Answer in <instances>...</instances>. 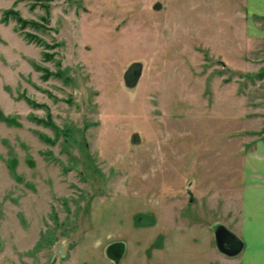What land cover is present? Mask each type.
I'll return each mask as SVG.
<instances>
[{
  "label": "rangeland",
  "instance_id": "rangeland-1",
  "mask_svg": "<svg viewBox=\"0 0 264 264\" xmlns=\"http://www.w3.org/2000/svg\"><path fill=\"white\" fill-rule=\"evenodd\" d=\"M213 7L0 0V264L236 263L215 236L264 141V110L238 100L264 63L222 65L254 70Z\"/></svg>",
  "mask_w": 264,
  "mask_h": 264
},
{
  "label": "crops",
  "instance_id": "crops-1",
  "mask_svg": "<svg viewBox=\"0 0 264 264\" xmlns=\"http://www.w3.org/2000/svg\"><path fill=\"white\" fill-rule=\"evenodd\" d=\"M213 1L216 14L201 18L213 21L217 27V43L232 45L237 62L249 63L254 70L249 72L233 66L226 54L219 53L217 57L229 70L255 73L264 63V0ZM238 100L242 107L264 110V76L244 87ZM244 167V184L236 210L237 222L231 229L243 242L241 250L235 254L238 255L235 264H264V141L255 144L246 154ZM166 252L174 257L173 247L167 245ZM174 259L168 264H175ZM222 259L220 257V261Z\"/></svg>",
  "mask_w": 264,
  "mask_h": 264
},
{
  "label": "water",
  "instance_id": "water-1",
  "mask_svg": "<svg viewBox=\"0 0 264 264\" xmlns=\"http://www.w3.org/2000/svg\"><path fill=\"white\" fill-rule=\"evenodd\" d=\"M215 237L218 250L228 256H233L239 253L243 246V242L241 241V239L225 228L219 229L216 232ZM123 250V244H112L108 249L111 260L118 262L123 254Z\"/></svg>",
  "mask_w": 264,
  "mask_h": 264
},
{
  "label": "trees",
  "instance_id": "trees-1",
  "mask_svg": "<svg viewBox=\"0 0 264 264\" xmlns=\"http://www.w3.org/2000/svg\"><path fill=\"white\" fill-rule=\"evenodd\" d=\"M129 75H127V77H128ZM249 76H255L256 77V79H261L263 76H264V70H262V71H258L256 74H253V75H249Z\"/></svg>",
  "mask_w": 264,
  "mask_h": 264
}]
</instances>
